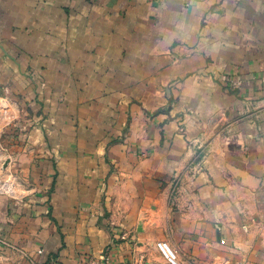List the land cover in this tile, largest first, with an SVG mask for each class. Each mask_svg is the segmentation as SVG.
<instances>
[{"label":"crops","instance_id":"0c3cea01","mask_svg":"<svg viewBox=\"0 0 264 264\" xmlns=\"http://www.w3.org/2000/svg\"><path fill=\"white\" fill-rule=\"evenodd\" d=\"M1 159L0 264H264V0H0Z\"/></svg>","mask_w":264,"mask_h":264},{"label":"built area","instance_id":"2783aa9c","mask_svg":"<svg viewBox=\"0 0 264 264\" xmlns=\"http://www.w3.org/2000/svg\"><path fill=\"white\" fill-rule=\"evenodd\" d=\"M230 83L233 88H236L239 86V83L233 80H231ZM16 184H17L16 176L12 173H9V175L5 179L3 180L0 179V194L7 195V196H14ZM156 247L160 255L163 257V259L167 263L179 264L177 261L176 252L173 250V248L168 243L157 242ZM89 264H100V263L90 262Z\"/></svg>","mask_w":264,"mask_h":264},{"label":"rangeland","instance_id":"374dc122","mask_svg":"<svg viewBox=\"0 0 264 264\" xmlns=\"http://www.w3.org/2000/svg\"><path fill=\"white\" fill-rule=\"evenodd\" d=\"M4 148H5L4 151H6V150L9 149V147H8V148H7V147H4ZM3 165H5V161H4L3 159H1V160H0V166H3ZM15 170H16V169H15ZM12 173H13L14 175L19 174V170H16V171L13 170ZM6 175H9L8 172H7Z\"/></svg>","mask_w":264,"mask_h":264}]
</instances>
